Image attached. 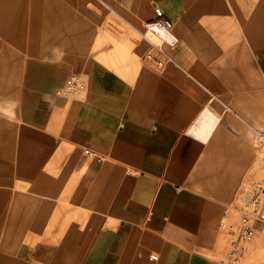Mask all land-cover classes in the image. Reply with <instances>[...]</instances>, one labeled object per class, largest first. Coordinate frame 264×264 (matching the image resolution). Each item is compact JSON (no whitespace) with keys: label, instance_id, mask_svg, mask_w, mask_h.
<instances>
[{"label":"crops","instance_id":"0c3cea01","mask_svg":"<svg viewBox=\"0 0 264 264\" xmlns=\"http://www.w3.org/2000/svg\"><path fill=\"white\" fill-rule=\"evenodd\" d=\"M259 129L264 0H0V264H224Z\"/></svg>","mask_w":264,"mask_h":264},{"label":"built area","instance_id":"2783aa9c","mask_svg":"<svg viewBox=\"0 0 264 264\" xmlns=\"http://www.w3.org/2000/svg\"><path fill=\"white\" fill-rule=\"evenodd\" d=\"M174 22L166 15L161 6L155 5L154 16L145 23L142 37L149 41L155 48V52L146 53V61L158 69L165 66L166 54L163 46L175 47L179 38L173 32ZM152 36H156L160 43H155ZM157 55H156V54ZM86 89V83L80 74H73L67 80L66 85L61 90L65 96H73ZM257 142L264 144V130H257ZM85 154L101 160L97 151L85 149ZM239 224L237 226L238 239L231 242L224 264H241L247 244L254 238L255 234L264 230V177L255 182L253 187L245 188L239 196ZM228 211V210H227ZM226 211V212H227ZM152 259H157L156 254L151 255Z\"/></svg>","mask_w":264,"mask_h":264},{"label":"rangeland","instance_id":"374dc122","mask_svg":"<svg viewBox=\"0 0 264 264\" xmlns=\"http://www.w3.org/2000/svg\"><path fill=\"white\" fill-rule=\"evenodd\" d=\"M135 29H128L129 36L131 38V41L133 42V47H134V58L135 59H143L145 53L149 51H153V53L156 51L154 46L147 40H145L142 37V33L144 32L145 29V23H143V26L141 29L134 27ZM103 30V36H102V41H109L110 39V32L109 29H102ZM141 30V33H139ZM105 31V33H104ZM123 31V32H121ZM113 36V35H112ZM124 38H127L126 32L124 29H118V34H117V41H122L125 40ZM152 38H154L152 36ZM122 46V44H119ZM140 45H144L145 50L143 51V57L140 58L136 55L138 47ZM148 48V50H147ZM125 52L130 53L128 49L125 50ZM137 66H134V72H136ZM264 130V129H261ZM254 144L255 147L259 153V159L256 162L255 168L251 171L249 176L246 177L244 180V183H247L249 185H254L255 182L259 181L264 177V144H259L257 142V134H254ZM224 222V220H223ZM239 224V216L237 213L232 214V218L230 220L225 221V225L223 226L225 232L228 234L230 241L232 242L233 240L238 239L237 235V226ZM241 264H264V230L259 231L255 234L254 238L247 244L246 250L242 259Z\"/></svg>","mask_w":264,"mask_h":264},{"label":"bare ground","instance_id":"6f19581e","mask_svg":"<svg viewBox=\"0 0 264 264\" xmlns=\"http://www.w3.org/2000/svg\"><path fill=\"white\" fill-rule=\"evenodd\" d=\"M154 38H152V40L155 42V43H160V40L156 37V36H153Z\"/></svg>","mask_w":264,"mask_h":264}]
</instances>
